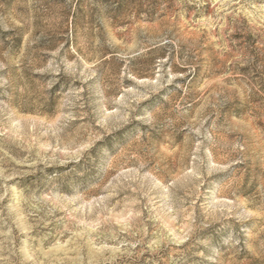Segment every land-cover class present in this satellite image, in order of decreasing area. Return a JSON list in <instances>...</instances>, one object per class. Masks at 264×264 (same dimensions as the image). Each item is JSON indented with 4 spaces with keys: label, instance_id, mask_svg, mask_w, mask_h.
I'll use <instances>...</instances> for the list:
<instances>
[{
    "label": "rangeland",
    "instance_id": "obj_1",
    "mask_svg": "<svg viewBox=\"0 0 264 264\" xmlns=\"http://www.w3.org/2000/svg\"><path fill=\"white\" fill-rule=\"evenodd\" d=\"M0 264H264V0H0Z\"/></svg>",
    "mask_w": 264,
    "mask_h": 264
}]
</instances>
